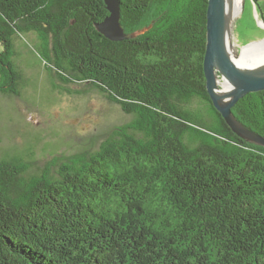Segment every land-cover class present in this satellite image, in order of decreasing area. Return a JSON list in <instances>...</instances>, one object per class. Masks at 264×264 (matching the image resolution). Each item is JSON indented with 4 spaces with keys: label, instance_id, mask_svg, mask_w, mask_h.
<instances>
[{
    "label": "trees",
    "instance_id": "trees-1",
    "mask_svg": "<svg viewBox=\"0 0 264 264\" xmlns=\"http://www.w3.org/2000/svg\"><path fill=\"white\" fill-rule=\"evenodd\" d=\"M120 3L136 36L114 42L97 29L105 0H0V96L22 95L15 39L33 33L56 89L132 116L43 165L33 149L0 152V264H264V147L208 93L209 0ZM233 114L264 137V91Z\"/></svg>",
    "mask_w": 264,
    "mask_h": 264
},
{
    "label": "rangeland",
    "instance_id": "rangeland-1",
    "mask_svg": "<svg viewBox=\"0 0 264 264\" xmlns=\"http://www.w3.org/2000/svg\"><path fill=\"white\" fill-rule=\"evenodd\" d=\"M245 1L232 29V51L237 56L245 45L264 39L255 4ZM37 43L33 33L15 39L24 90L18 97L0 96V152L21 154L33 149L37 162L43 165L57 155L97 148L114 126L130 121L132 116L99 92L76 95L56 89L54 84L62 83L45 67ZM67 87L72 91L89 88L82 84Z\"/></svg>",
    "mask_w": 264,
    "mask_h": 264
},
{
    "label": "water",
    "instance_id": "water-1",
    "mask_svg": "<svg viewBox=\"0 0 264 264\" xmlns=\"http://www.w3.org/2000/svg\"><path fill=\"white\" fill-rule=\"evenodd\" d=\"M105 2L110 15L102 23L97 24L99 32L114 42L135 37L136 34H127L121 25L120 0H105ZM259 25L264 28V21H260ZM229 34L225 0H209L207 50L204 59L208 93L215 108L235 134L264 147V137L240 122L233 114V108L240 99L250 93L264 91V64L253 69L240 67L229 50ZM249 45L251 43L244 47ZM219 77L230 82L233 87L230 93L226 95L220 93Z\"/></svg>",
    "mask_w": 264,
    "mask_h": 264
},
{
    "label": "bare ground",
    "instance_id": "bare-ground-1",
    "mask_svg": "<svg viewBox=\"0 0 264 264\" xmlns=\"http://www.w3.org/2000/svg\"><path fill=\"white\" fill-rule=\"evenodd\" d=\"M245 0H225V12L227 20L229 23L230 34H229V50L236 60L237 64L242 68L253 69L257 68L264 64V40L259 43H254L248 47L243 48V52L240 56L233 54L232 48L234 47L232 40L234 34L232 29L235 19L241 12ZM263 21V20H261ZM249 59V60H248ZM224 82H221L218 78V85L221 87L220 93L226 95L230 93L233 89L229 81L223 79Z\"/></svg>",
    "mask_w": 264,
    "mask_h": 264
}]
</instances>
